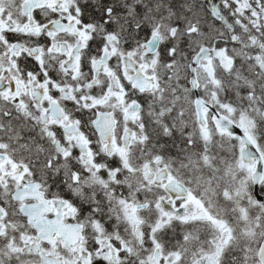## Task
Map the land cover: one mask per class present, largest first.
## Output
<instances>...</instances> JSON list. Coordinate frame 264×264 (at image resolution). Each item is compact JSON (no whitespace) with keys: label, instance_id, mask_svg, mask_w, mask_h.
I'll return each mask as SVG.
<instances>
[{"label":"snow or ice","instance_id":"snow-or-ice-1","mask_svg":"<svg viewBox=\"0 0 264 264\" xmlns=\"http://www.w3.org/2000/svg\"><path fill=\"white\" fill-rule=\"evenodd\" d=\"M0 264H264V0H0Z\"/></svg>","mask_w":264,"mask_h":264}]
</instances>
